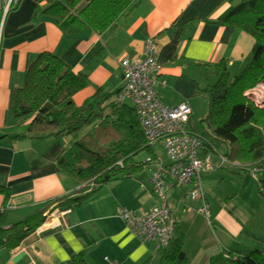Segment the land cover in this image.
<instances>
[{"label":"crops","instance_id":"0c3cea01","mask_svg":"<svg viewBox=\"0 0 264 264\" xmlns=\"http://www.w3.org/2000/svg\"><path fill=\"white\" fill-rule=\"evenodd\" d=\"M48 1L21 0L7 14L2 28L0 187L8 193H0L2 228L25 220L80 187L62 173L58 164L63 152L87 129L72 140L67 139L69 136H13L20 130L14 127L10 94L23 86L29 64L41 52H51L73 70L87 75L90 84L73 97L78 105L97 87L104 93L119 90L123 86L120 59L140 57L145 41L152 38L161 65L155 85L160 102L172 107L187 101L191 115L185 129L201 136L208 145L205 137L195 131L192 119L196 103L205 101L199 89L204 85L198 82L200 71L204 70L201 65L224 59L230 73L236 75L251 59L253 38L243 30L216 23L240 0H138L101 35L89 29L75 35L65 32L42 14ZM58 1L69 5L73 0ZM87 2L80 0L74 8ZM206 113L197 110L195 119L203 120ZM149 169L144 167L133 177L108 182L79 207L61 208L63 213L53 212V217L46 220L47 214L56 208L55 203L51 204L43 212L45 220L38 227L41 231L37 232V228L13 250L0 249V264H67L81 252L89 264H158L160 250L156 244L140 241L116 214L118 207L141 213L157 203L148 181ZM226 172L220 176L223 178ZM243 173L248 175L247 171ZM204 176L208 175L201 180ZM238 176L233 173L230 177L236 182ZM207 182L204 187L202 181V186L209 206L208 217L198 212V202L184 197V189L174 188L167 194L176 223L175 236L182 240L186 264H208L211 256L228 244L232 246L246 228L255 225L261 206L258 199L248 207L240 206L234 202L235 190L219 193L212 180L208 178ZM20 254L23 256L17 260Z\"/></svg>","mask_w":264,"mask_h":264},{"label":"trees","instance_id":"16d2710c","mask_svg":"<svg viewBox=\"0 0 264 264\" xmlns=\"http://www.w3.org/2000/svg\"><path fill=\"white\" fill-rule=\"evenodd\" d=\"M79 2L73 0L67 5L49 0L42 14L71 35L84 29L101 35L119 16L136 6L138 0H88L75 9ZM216 23L243 30L253 38L254 44L250 61L236 75L230 73L224 59L201 65L215 79L214 83L199 88L208 105L203 121L206 132L227 146L225 157L235 165L226 169L236 174L249 171L264 200V174H261L264 170V106H256L243 95L247 89L264 82V0H240ZM89 84L86 74L44 51L29 64L23 86L11 91L9 108L14 127L20 130L13 135L15 138L70 136L87 130L63 152L58 164L62 173L80 185L79 189L52 201L23 221L8 228L0 227V249L19 247L43 223V212L53 203L60 209L79 207L108 182L133 177L144 167L150 168L151 174V164L146 159L137 161L135 156L144 150L149 152L147 157H154L160 148L147 145L130 102H114L123 86L108 93L97 87L92 95L75 104L73 97ZM149 185L154 195L150 181ZM0 193L8 195L3 187ZM181 242V238L175 236L165 248L159 249L158 264H186ZM232 254L229 256L222 250L211 256L208 264H264V255L258 248L244 255ZM67 264L89 263L81 252Z\"/></svg>","mask_w":264,"mask_h":264},{"label":"built area","instance_id":"2783aa9c","mask_svg":"<svg viewBox=\"0 0 264 264\" xmlns=\"http://www.w3.org/2000/svg\"><path fill=\"white\" fill-rule=\"evenodd\" d=\"M20 1L0 0V39L7 14ZM119 66L124 84L114 102H130L147 145L153 148L157 145L162 153L158 154L156 150L154 157L146 158V162L152 166L149 181L157 203L141 213L118 207L116 214L140 241L155 243L158 249H162L175 237L176 223L169 209L168 192L174 188L184 189V197L190 202H198V212L208 217L209 206L201 177L235 163L230 162L225 155L213 156L205 150L204 147L208 144L201 136L186 131L185 125L191 115V107L187 101L172 107L160 102L155 85L161 65L157 61L156 43L152 38L145 41L140 57H122ZM245 94L252 96L258 103L264 98L263 82L248 89ZM53 212L60 213L62 210L55 208L47 214L46 220L53 217ZM39 231L41 228L37 229Z\"/></svg>","mask_w":264,"mask_h":264},{"label":"rangeland","instance_id":"374dc122","mask_svg":"<svg viewBox=\"0 0 264 264\" xmlns=\"http://www.w3.org/2000/svg\"><path fill=\"white\" fill-rule=\"evenodd\" d=\"M199 76H200V78L198 79V82H199L200 86H203L206 83H214L215 82L213 75L210 74L209 72L204 71V70L200 71ZM263 85H264V82H263ZM251 88H249V89H251ZM247 91H248V89L245 92H247ZM245 92L243 93V95L248 101H251L252 103H254L258 107L264 106V98H262L261 100L258 101V103H256L254 101V98L250 95H246ZM249 92H251V91L249 90ZM192 103L194 104V102H192ZM195 107H196V110H195L196 116H197V114H196L197 110H201V111L206 110L207 111L208 110L207 100L205 99V101H201V100L198 101L196 103ZM195 115H193V117H192L195 129H196L195 131L198 132L199 134L203 135L205 137V139L207 140V142H209V144L212 145V147L210 145L205 146L204 147L205 150L208 152H211V154L213 156H217L218 154L223 156L227 150V146H225L221 142L216 141L215 138L211 134L206 132V130H207L206 123L203 120H196ZM186 128H187V126H186ZM76 136H77V134L70 135L69 136L70 138L67 137V139L72 140ZM157 153L161 154L162 151L159 150V151H157ZM148 155H149V152L143 150L135 156V159L137 161L142 162L146 159V157ZM226 171H228V172H226ZM149 172H150V169H149ZM225 172H226V174H224V177L222 178L220 175L222 173H225ZM228 173H230V175ZM247 174H248L247 176L245 175V173L238 174L239 176L237 178V181L235 182L230 177V176H233V172H231L230 170H227V169L224 170V169L218 168L217 170H214L210 173H207L206 175H208V176H206V177L204 176L202 179L204 187H206L208 185V182H207L208 178H209V180H212L211 184L215 187V190L217 189L219 191V193H222L223 191H227V190H231V192L233 190H235L234 192L237 193V195L234 197V202H238L239 204H241L240 206L244 207L246 205V207H248L252 203L253 200L258 199V201H260L261 206H260V209L257 211L255 225L250 227L249 229L246 228L245 231L243 232V234H241L235 241H233L232 246L228 244L222 248V250H226V252H228L229 256L233 255L232 253H236V252L238 254L244 255V253L247 254L248 252H250L251 250H253L255 248H261L260 250L262 251V253L264 255V200L262 197L258 196L259 194H257L258 190L256 187V182L254 181V177L251 175L250 172H247ZM261 174H263V173L261 172ZM258 176H260V173ZM227 196L230 197L231 193L227 194ZM227 200L233 201L232 198H229ZM116 210H117V208H116ZM254 215H255V213L253 214V216ZM250 218H251V216H250ZM222 239H224V238H221V241H222ZM223 243H224V241H223Z\"/></svg>","mask_w":264,"mask_h":264},{"label":"water","instance_id":"95a60500","mask_svg":"<svg viewBox=\"0 0 264 264\" xmlns=\"http://www.w3.org/2000/svg\"><path fill=\"white\" fill-rule=\"evenodd\" d=\"M22 256H23V254H20L16 259L18 260V258H20V257H22ZM16 259H15V260H16Z\"/></svg>","mask_w":264,"mask_h":264}]
</instances>
